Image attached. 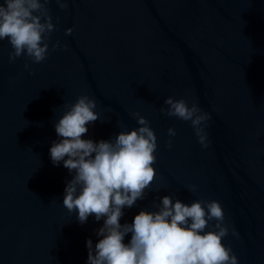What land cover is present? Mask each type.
Masks as SVG:
<instances>
[{
    "label": "water",
    "instance_id": "water-1",
    "mask_svg": "<svg viewBox=\"0 0 264 264\" xmlns=\"http://www.w3.org/2000/svg\"><path fill=\"white\" fill-rule=\"evenodd\" d=\"M48 7L57 30L44 62L22 56L9 63L11 46L0 41V264H87V240L94 248L102 239L96 232L106 217L81 224L78 210L63 206L74 173L49 153L60 139L54 124L64 105L80 95L95 98L105 120L86 125L82 139L110 141L139 127L133 112L157 137L155 179L144 199L122 209V225L141 210L157 211L164 196L189 205L216 200L238 233L223 243L239 264H264V0H69L64 11ZM56 41L61 47L53 51ZM189 93L211 116L207 149L190 122L160 112L169 96ZM169 128L177 131L171 148ZM193 184L195 193L187 190Z\"/></svg>",
    "mask_w": 264,
    "mask_h": 264
},
{
    "label": "clouds",
    "instance_id": "clouds-1",
    "mask_svg": "<svg viewBox=\"0 0 264 264\" xmlns=\"http://www.w3.org/2000/svg\"><path fill=\"white\" fill-rule=\"evenodd\" d=\"M50 3L64 11L69 0H0V41L7 40L11 46L9 63L22 56L33 64L46 60L52 33L57 30L48 7ZM56 20L59 22L60 17ZM72 32L68 28L65 35ZM60 47V41L52 44L53 51ZM24 68L29 70V64L25 63ZM30 74L34 73L30 71ZM187 95L189 98L178 100L169 96L164 101L167 107H161L160 112L190 122L198 143L207 149L210 113L190 100V93ZM64 107L66 111L54 124L60 139L53 141L49 150L54 165L63 162L74 173L65 187L63 206L70 213L78 210L81 224L90 215L97 221L106 217L96 232L102 239L94 248L91 239L86 242L87 264H239L231 246L223 243L230 231L233 236L238 233L225 223L219 201L197 200L189 205L164 196L156 206L157 211L141 210L131 224L122 225V209L144 199L145 190L151 188L156 176L153 165L158 145L151 122L139 112H133L131 115L139 127L120 131L110 141L96 143L82 139L88 132L86 125L101 120L95 111L96 99L80 95ZM117 123L125 127L122 122ZM167 135V147L171 148L176 129L169 128ZM187 190L195 193L197 186L188 185ZM129 233L131 238L126 244L124 239Z\"/></svg>",
    "mask_w": 264,
    "mask_h": 264
}]
</instances>
